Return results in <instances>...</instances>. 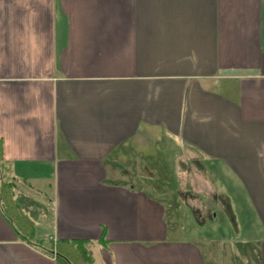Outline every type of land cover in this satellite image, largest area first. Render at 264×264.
Listing matches in <instances>:
<instances>
[{"label": "crops", "instance_id": "obj_1", "mask_svg": "<svg viewBox=\"0 0 264 264\" xmlns=\"http://www.w3.org/2000/svg\"><path fill=\"white\" fill-rule=\"evenodd\" d=\"M0 141V264H264V0H0Z\"/></svg>", "mask_w": 264, "mask_h": 264}, {"label": "trees", "instance_id": "obj_2", "mask_svg": "<svg viewBox=\"0 0 264 264\" xmlns=\"http://www.w3.org/2000/svg\"><path fill=\"white\" fill-rule=\"evenodd\" d=\"M0 159L2 143L0 141ZM12 180L2 179L0 184V201L6 217L16 226L25 240L35 239V222L25 213L21 197H16ZM46 253L55 256L63 264H93L92 253L87 248V241L81 239L50 240Z\"/></svg>", "mask_w": 264, "mask_h": 264}, {"label": "rangeland", "instance_id": "obj_3", "mask_svg": "<svg viewBox=\"0 0 264 264\" xmlns=\"http://www.w3.org/2000/svg\"><path fill=\"white\" fill-rule=\"evenodd\" d=\"M182 162V156H179V159H178V163L180 164ZM192 165H195L194 163H191ZM162 176L165 177L167 180L168 178H172V174L170 173V171H164V172H157L155 173V177H154V181H156V183L160 184V186L162 185ZM174 179V177L172 178ZM154 185V183H153ZM154 187V186H152ZM157 185L153 188L154 190L156 191H161L162 188H156ZM183 187V186H182ZM172 190V189H171ZM217 193H218V189L214 188V186H212V190L208 192V197L207 195H203V197L201 198V200H203V205L205 206H208V208H214V214H217L218 216V219H225L224 221V224L229 226L230 228L233 227V224L236 226V234H240L242 232V228H244L245 232H248V224H249V218L251 220V216L249 214L248 211H246V207L241 204V203H237V200L234 204V206H232L231 208L229 207L230 204H227L226 205H221L220 203H218V197H217ZM226 199V198H225ZM206 203V204H205ZM224 206V209H229V211L227 212L226 211L225 213L224 212H221L223 210V207ZM238 213V218H235L236 217V214ZM233 215H235L234 217H232ZM227 218V220H226ZM183 222L184 221H190V225H192L191 223V220H185V219H182ZM229 221V223H228ZM251 222V221H250ZM193 226V225H192ZM252 226H254V224H252Z\"/></svg>", "mask_w": 264, "mask_h": 264}]
</instances>
